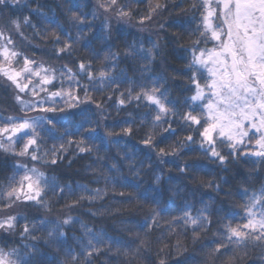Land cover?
Returning <instances> with one entry per match:
<instances>
[{"label": "snow or ice", "instance_id": "1", "mask_svg": "<svg viewBox=\"0 0 264 264\" xmlns=\"http://www.w3.org/2000/svg\"><path fill=\"white\" fill-rule=\"evenodd\" d=\"M0 81V264H264V0H0Z\"/></svg>", "mask_w": 264, "mask_h": 264}, {"label": "trees", "instance_id": "2", "mask_svg": "<svg viewBox=\"0 0 264 264\" xmlns=\"http://www.w3.org/2000/svg\"><path fill=\"white\" fill-rule=\"evenodd\" d=\"M55 5H53L54 7ZM168 16L167 13L164 14V16L161 19H166ZM153 29L156 27V25L151 26ZM175 31L174 29H169L167 32H160L158 35L153 33L151 35V39L154 41H158L161 44V55L158 57L157 62L155 64V70L156 71H167L169 73H172L174 70H178L179 68L182 67L183 61L177 59V53L175 51V48L178 46L177 42L172 39L171 32ZM133 35L134 30H132ZM144 38L147 39L149 36V33H144L143 34ZM129 39L132 38L130 35L128 37ZM34 44H40L41 47H43V43L39 40L33 41ZM179 43H184V41H180ZM30 53H35L36 57L39 58H44L48 59V57L40 52L36 48H31L29 49ZM52 62L56 63L57 66L59 65L60 62L55 61V58H52ZM12 105V99H11V90L8 89L7 91L5 90V87L3 86V81H0V111L7 109L8 111H5L4 114L7 115L11 111V106ZM86 161L84 160H78L75 163H73L72 168L69 170L72 175L70 176H65V179H75V180H85V178L82 175H76V170L81 169L82 165ZM247 167L250 166H243L242 171H245ZM239 179V178H238ZM86 182V180H85ZM119 191V190H118ZM111 206L112 208H118V207H123L124 211L122 216H117L116 221L117 223L119 220L124 219L126 222L130 224H135L143 215V213L136 211L133 209L131 206L128 205L126 201H121L119 196H115L113 198L112 195H110L108 198H106L102 204L97 205V207H108ZM87 207V206H86ZM85 211V209H82L81 212ZM53 214L58 215L59 214V206L57 208L53 209ZM74 215L76 213H73ZM87 218V217H83ZM96 223L100 226H105L108 228H111L113 226V221L110 219L107 220H101L97 219Z\"/></svg>", "mask_w": 264, "mask_h": 264}]
</instances>
